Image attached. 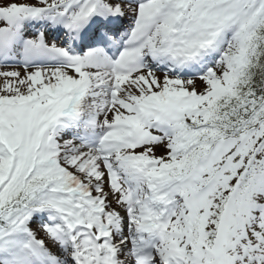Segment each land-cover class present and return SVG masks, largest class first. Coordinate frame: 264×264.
Wrapping results in <instances>:
<instances>
[{"label":"snow or ice","instance_id":"1","mask_svg":"<svg viewBox=\"0 0 264 264\" xmlns=\"http://www.w3.org/2000/svg\"><path fill=\"white\" fill-rule=\"evenodd\" d=\"M0 264H264V0H0Z\"/></svg>","mask_w":264,"mask_h":264}]
</instances>
